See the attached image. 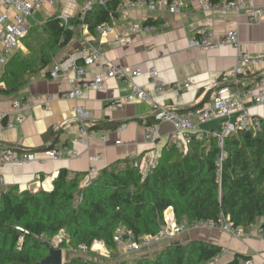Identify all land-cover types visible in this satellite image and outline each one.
Instances as JSON below:
<instances>
[{
    "label": "trees",
    "instance_id": "1",
    "mask_svg": "<svg viewBox=\"0 0 264 264\" xmlns=\"http://www.w3.org/2000/svg\"><path fill=\"white\" fill-rule=\"evenodd\" d=\"M123 1L113 0L107 8L97 6L88 12L86 24L90 31L107 22L110 12ZM80 16L78 13L70 23L79 26ZM44 25L48 37L43 40L42 49L27 46V55L22 51L9 59L0 77V82L6 81L8 87L0 88V92H18L29 77L49 67L76 33L63 26L58 15L49 17ZM119 125V122H99L92 128L114 129ZM226 147L228 155L220 174L217 166L220 149L217 139L211 138L208 145L195 140L187 152L167 143L157 166L146 173L136 168L133 161L125 160L103 168L87 186L84 181L88 172L70 175L63 169L52 189L34 192L13 186L3 190L0 264H39L50 252L42 236L55 237L62 231L66 240L61 248L80 249L86 245L92 254L94 242L102 241L117 252L116 237L120 232L123 237L131 235L135 240L156 234L166 224L165 212L171 207L178 223L216 221L225 215L236 226L247 228L260 222L264 228V119L262 131H238L229 136ZM77 197L81 200L75 205ZM221 250L222 247L204 240L175 242L155 256H142L130 264H205ZM242 258L247 257L237 255L225 264H240ZM63 264L101 263L79 256Z\"/></svg>",
    "mask_w": 264,
    "mask_h": 264
},
{
    "label": "crops",
    "instance_id": "2",
    "mask_svg": "<svg viewBox=\"0 0 264 264\" xmlns=\"http://www.w3.org/2000/svg\"><path fill=\"white\" fill-rule=\"evenodd\" d=\"M254 1L257 4L264 3V0ZM47 7L49 6H45ZM147 18L156 25V30L152 34H131L127 35L122 42H117L113 35L101 36L91 32V42L101 47L109 60L140 69L143 74L137 77L136 81L153 92L155 85L148 74L152 67L157 68L160 79L167 85L190 83V87L182 91V100L178 99V93L174 91L157 96L158 100L165 101L180 112L209 102L213 93L207 91V85L212 79L221 80L222 75L226 71L233 70L237 62L238 51L231 45L210 51L190 46V40L198 37L202 25H210L219 40L226 31L238 29L243 49L253 55H264V16L261 17L260 22L251 23L244 13L238 15L205 12L201 9L198 0H186L185 6L175 14H150L141 10L128 12L121 16L118 29H121L120 25L124 21H144ZM149 46L153 48L149 50ZM85 47L86 44L80 32H77L71 42L58 51L54 59H64ZM22 51L26 55L29 52L27 45L23 43L22 47L11 53L8 58L11 59ZM52 63L29 77L27 83L18 92L12 94L0 92V116H5L4 123L15 119L13 115L15 99L25 100L30 95L56 96L49 109L38 102L27 105L23 110L24 121L17 124L15 128L4 129L0 133V146L17 145L27 150H44L50 145L54 147L73 145L79 137L80 123H84L89 129H93L92 126L99 122H119L120 125L114 129H93L97 134L96 137L85 144H76L81 151V155L77 158L64 157L59 160H49L45 164L29 162L23 166L0 163L1 191L9 190L13 186H19L21 190L32 189L33 184H37V188L52 189L63 169L68 170L70 175L75 172H89L91 158L100 152L105 155V159L97 163L101 171L118 162L133 161L153 149V145L145 140L146 130L143 125L144 118L152 117L154 105L151 102L133 99L125 103L123 107H110L116 101L131 94V86L124 79H110L103 90L87 89L77 100L62 98L60 94L70 90L71 84L64 75L58 79L51 77ZM5 70L6 68L1 69V76ZM89 70L93 73L98 72L100 66L96 64ZM33 76L34 79H32ZM256 81L255 74L244 79L246 84H254ZM7 87L6 81L0 82V88ZM246 106L253 114L264 119L263 106L251 101H248ZM78 107L82 108L83 119L72 121L56 130L55 125H60L77 115ZM219 125V120H213L205 124L203 128L208 131ZM172 130L171 122L160 123V135L164 139H167ZM102 135H106L107 139L103 140ZM119 140L121 144H116L115 142ZM201 143L209 144L208 142L205 144L204 140ZM172 211H167V214L172 215ZM259 224L261 225L260 222ZM188 234L192 240H204L226 248L228 253L220 264H225L237 255L247 257L243 258V262L241 259L240 264H247L248 261L264 264V235L255 233L236 238L228 232L208 228L191 229Z\"/></svg>",
    "mask_w": 264,
    "mask_h": 264
},
{
    "label": "built area",
    "instance_id": "3",
    "mask_svg": "<svg viewBox=\"0 0 264 264\" xmlns=\"http://www.w3.org/2000/svg\"><path fill=\"white\" fill-rule=\"evenodd\" d=\"M113 0H62L63 8L58 15L63 26L69 27L74 32H80L82 40L86 47L69 54L64 59H54L50 75L54 79L64 75L71 89L64 91L60 97L77 100L85 90L96 89L103 90L112 78L124 79L131 86V94L124 97L110 107H123L125 103L137 99L144 102H151L154 105L152 120L143 119V125L146 130L145 140L153 145V149L133 160L134 166L141 172L146 173L156 167L161 156V152L167 143L176 144L182 150H188L189 146L195 140L210 142L211 138H216L220 149L217 159L219 174L223 169V162L226 159L227 141L230 135L241 130H252L260 132L263 129V119L253 114L246 106L248 101L264 107V55H253L243 49L238 29L226 31L222 39H217L215 30L210 25H202L198 37L190 40L191 47H200L205 51L217 49L226 45L235 47L238 51L237 62L233 70L226 71L221 80L212 79L207 85V91L213 93L209 102L204 105L191 108L185 111H178L174 106L165 101L157 99L158 95H164L174 91L178 93V99H183L182 91L190 87V83H177L167 85L160 79L159 71L152 67L148 74L150 80L155 85V91H151L140 85L136 78L143 72L140 69L117 64L107 58L105 51L91 42V31L86 24L88 12L95 7L101 6L107 8ZM57 0H0V77L1 69L7 65L9 58L6 54L14 53L22 47V43L30 33L31 17H36L37 13L45 6H54ZM200 7L205 12L244 13L248 16L249 22L258 23L264 16V3L257 4L254 0H220L212 2L211 0H198ZM186 0H125L121 2L116 9L110 12V18L107 22L98 24L94 32L101 36L113 35L117 42L125 40L127 35L152 34L156 30V25L150 21V18L144 21H124L118 29L121 16L131 11H144L145 13H179L185 6ZM81 13L80 25L71 24V19ZM153 47L149 46L151 50ZM99 64L98 72H90L89 68ZM256 75L257 81L254 84H246L244 79L250 75ZM34 79V76L32 77ZM55 95H30L25 100L15 99L13 101L14 120L4 123L5 116H0V133L4 129H13L17 124L24 121V108L38 102L46 109L51 107ZM77 115L70 120L64 121L60 125H55V129L70 124L72 121H81L84 117L82 108L78 107ZM213 120H219L220 125L213 130H205L203 126ZM171 122L173 124L172 132L164 139L160 135V123ZM97 134L93 129H89L84 123L79 125V137L73 145H64L61 147L46 148L41 151H31L22 149L21 146L1 145L0 163L4 165L23 166L29 162L45 164L49 160H59L64 157L77 158L81 151L76 144H85ZM103 140L107 139L102 135ZM121 144V141H116ZM105 155L100 152L91 158V166L84 185L92 184L94 178L99 173L97 163L103 161ZM0 183L2 181L0 180ZM173 210L172 207L167 211ZM165 212L166 224L156 234L145 235L140 240L131 241V238H125L122 235L116 237L118 244L127 245L131 251H140L151 249L163 242L170 241L175 236H179L189 230H199L202 228L221 230L228 232L231 236L242 238L258 233L264 235V228L259 223H254L244 228L236 226L228 217L222 215L218 220H197L192 224L178 223L174 211L171 214ZM24 231L23 228H20ZM43 235L42 237H44ZM60 243L64 241L65 236L61 232L56 236ZM51 242V245L58 248V245ZM102 244V241H95L93 246ZM104 243V242H103ZM80 249L88 250L86 245H81ZM228 253L226 248H222L219 254L214 256L205 264H220L223 257ZM247 264H254L248 261Z\"/></svg>",
    "mask_w": 264,
    "mask_h": 264
},
{
    "label": "rangeland",
    "instance_id": "4",
    "mask_svg": "<svg viewBox=\"0 0 264 264\" xmlns=\"http://www.w3.org/2000/svg\"><path fill=\"white\" fill-rule=\"evenodd\" d=\"M63 4L62 0H57L56 4L54 6H49L41 11H39L38 15L36 17H31V27H30V34L25 40L23 41L24 45H27L33 49H42V44L44 43L43 40L48 37L47 31L44 29L45 25L44 23L47 22L48 18L52 15H59L62 11ZM7 57L10 58L11 54H6ZM183 151V150H182ZM188 150H184V152H187ZM162 154V152H161ZM87 186V185H84ZM44 188H36V189H30L34 192H37L39 190H42ZM0 190V195H1ZM81 200V197H77L75 201V205L78 204ZM21 228V227H20ZM19 228V229H20ZM63 235L65 236V232L62 231ZM119 235L123 236V232H120ZM188 232H185L179 236H175L170 241L163 242L162 244L156 246V248L151 249H144L140 251H131L127 245H118V251L114 252L111 251L105 243L100 244L99 246H93L91 254L89 250H82V249H73V248H61V243L58 238L55 237H48L44 236L42 237L43 241L46 242L48 245H51V242L56 240L55 244L58 245L59 249H63V263L69 262L75 257L83 256L85 258H92L101 264H121L123 262L127 263H135L140 257L142 256H155L157 252H160L163 248L168 246L171 243L175 242H188L192 239L188 236ZM134 241V237L130 235V237ZM64 240H66L64 238ZM99 244V243H98ZM95 245V244H94ZM244 259L242 258V262ZM243 264V263H242Z\"/></svg>",
    "mask_w": 264,
    "mask_h": 264
},
{
    "label": "water",
    "instance_id": "5",
    "mask_svg": "<svg viewBox=\"0 0 264 264\" xmlns=\"http://www.w3.org/2000/svg\"><path fill=\"white\" fill-rule=\"evenodd\" d=\"M204 169V162L201 161L200 172ZM37 184H33L32 189H36ZM49 255L43 259L39 264H63V249L55 248L52 245H49Z\"/></svg>",
    "mask_w": 264,
    "mask_h": 264
}]
</instances>
